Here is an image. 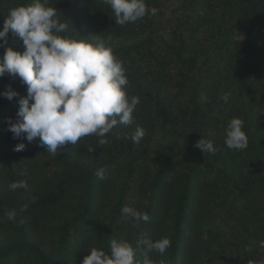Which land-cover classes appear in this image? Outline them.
I'll use <instances>...</instances> for the list:
<instances>
[{
    "label": "trees",
    "instance_id": "16d2710c",
    "mask_svg": "<svg viewBox=\"0 0 264 264\" xmlns=\"http://www.w3.org/2000/svg\"><path fill=\"white\" fill-rule=\"evenodd\" d=\"M33 2L0 0V28L10 9ZM145 3L157 15L119 25L104 0H47L68 26L62 35L113 49L124 90L139 97L133 122L118 123L105 145L91 135L53 155L38 138H14L8 121L26 85L0 77V92L19 94L0 96V264H81L92 248L110 252L112 239L129 242L137 264L264 262V0ZM7 47L22 51V39L10 32L0 57ZM234 117L244 150L225 144ZM137 128L145 135L133 144ZM200 138L215 154L195 147ZM21 180L27 189L10 188ZM124 206L150 219L126 217ZM163 237V254L138 244Z\"/></svg>",
    "mask_w": 264,
    "mask_h": 264
},
{
    "label": "clouds",
    "instance_id": "9594fccd",
    "mask_svg": "<svg viewBox=\"0 0 264 264\" xmlns=\"http://www.w3.org/2000/svg\"><path fill=\"white\" fill-rule=\"evenodd\" d=\"M110 5L119 25L136 22L146 14L157 15V8L147 7L145 0H104ZM67 24L57 18L55 7L47 0H34L27 6L9 10V15L0 28V41L11 34L22 39V51L7 47L0 57V77L7 73L19 77L26 85V96L18 100L16 120L9 119L8 128L14 138L27 141L39 139L47 150L56 155L57 150L69 144L75 145L81 138L95 135L100 146L118 123L124 126L133 122V113L139 97H129L124 90L129 81L125 75L124 62L111 47L93 44L85 39H73L62 35ZM19 94L10 85L0 96L11 101ZM206 100V97H202ZM227 101L228 97H224ZM243 120L232 118L225 130V144L229 149L244 150L248 137L243 129ZM145 131L137 128L130 136L133 144H139ZM25 145L18 143L15 151ZM195 147L202 153L215 154L217 148L211 140L200 138ZM96 175L103 179L104 170ZM26 181L13 182L10 188L27 189ZM122 213L139 222L148 221L147 213L124 206ZM15 213H10V218ZM138 244L148 251L160 254L170 247L167 237L158 240L141 238ZM264 247V242H261ZM136 249L124 239H112L110 252L92 248L81 264H137ZM144 264H150L145 258ZM264 264V262H262Z\"/></svg>",
    "mask_w": 264,
    "mask_h": 264
}]
</instances>
